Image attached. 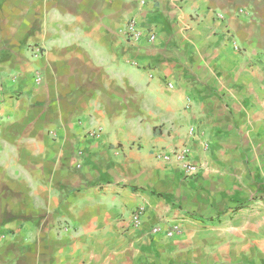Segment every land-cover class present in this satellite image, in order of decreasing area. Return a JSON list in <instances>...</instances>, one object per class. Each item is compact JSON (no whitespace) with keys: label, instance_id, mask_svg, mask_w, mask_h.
Instances as JSON below:
<instances>
[{"label":"crops","instance_id":"obj_1","mask_svg":"<svg viewBox=\"0 0 264 264\" xmlns=\"http://www.w3.org/2000/svg\"><path fill=\"white\" fill-rule=\"evenodd\" d=\"M0 264H264V0H0Z\"/></svg>","mask_w":264,"mask_h":264},{"label":"built area","instance_id":"obj_2","mask_svg":"<svg viewBox=\"0 0 264 264\" xmlns=\"http://www.w3.org/2000/svg\"><path fill=\"white\" fill-rule=\"evenodd\" d=\"M125 37H126V41L129 43L138 42L144 37H146L149 40V42L154 43L157 40V33L151 26L142 24L140 20H138L136 17H132L127 21L125 28ZM37 80H39L38 77ZM168 85L169 87L173 86L171 82ZM96 134H97L96 132L93 133V135ZM190 151L191 150L185 146L182 148H176L172 152L161 151L157 154V157L166 161L177 160L179 163L182 164L183 176L185 178H188L197 173V166L188 161L190 156ZM143 214H144V208L142 206L138 207L133 212L131 224L134 227H138L140 225L143 218ZM182 230H183L182 225H170L164 230L159 225H155L152 229L154 233L164 232V234L166 235H172L181 232Z\"/></svg>","mask_w":264,"mask_h":264}]
</instances>
